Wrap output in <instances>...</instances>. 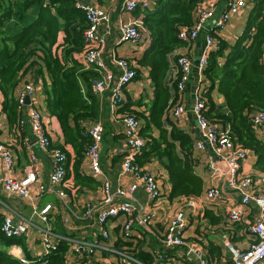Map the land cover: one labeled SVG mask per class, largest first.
<instances>
[{
    "label": "crops",
    "instance_id": "0c3cea01",
    "mask_svg": "<svg viewBox=\"0 0 264 264\" xmlns=\"http://www.w3.org/2000/svg\"><path fill=\"white\" fill-rule=\"evenodd\" d=\"M207 1L216 3L215 17H218L227 3V0H205L206 3ZM82 2L93 4L109 16L107 27L110 34L101 47L108 71L116 75L119 71L114 64V59H125L135 69L136 78L123 90L122 102L117 109H114L111 106L109 91L98 94L93 92L92 79L95 74L92 69L87 70L82 59L85 72L90 73L86 76L90 85H87L88 82L84 78H80L81 90L85 97L87 94L93 97L97 115L96 119L87 122L85 127L87 130L99 123L104 128L100 148L101 174L94 175L84 157L79 168L80 174L92 178L97 185L91 188L85 187L78 195H67L65 203H62L57 196L49 193L50 190L54 189L49 182L51 175L49 151L38 146L30 128L29 113L31 109L36 108L41 114L42 123L51 140V145L61 146L64 144L58 123L54 118L49 117L44 109L42 93L44 82L42 77H35L33 74L24 81L25 83L22 82L18 85L15 98L28 83H32L35 89L33 94L26 98L24 105L18 106L19 118L14 124L9 123L2 111L3 97L0 93V142L9 149L13 160V167L9 172L4 170L0 160V180L7 174L15 180H21L25 175L26 168L30 165V159L34 157L33 167L36 171L37 182L32 188V194H37L40 185H43L48 192L39 198L30 200L6 192L0 184V214L4 218L8 217L16 222L28 224L27 232L22 236L26 246L25 256L18 246L10 247L8 253L18 260L19 258L27 260L29 264H43L41 261L47 254L42 245V238L47 232L50 241L54 244L57 245L59 242L69 244L65 264H118L119 253L128 250V247L124 246L125 242L130 243L129 248H135L137 251L155 254V256L161 253L163 254L162 260L170 264H194V260H188L185 255V248L163 250L160 243L169 220L176 212L184 211L187 224L182 236L187 244L200 248L208 264H231L227 244L239 250H246L254 242L248 223L257 218V207L251 202L245 208L239 221H232L228 218L229 210L235 208L239 202L241 191L227 186L223 173L224 168L216 158L213 147L201 138L191 107L194 102V95L199 92L204 97V93L209 87L204 76V69H199L196 64L203 52L206 37H216L226 42L229 47L232 46L244 30L250 2L245 9L232 13L222 29L212 27L215 18L208 21L198 37L177 52L189 56L194 61V69L184 92L179 96L175 92L177 101H181L185 107V114L179 122L173 118L172 113L168 119L186 133L193 142V155L196 159L194 172L203 180L204 194L197 198L180 197L169 200L171 185L165 168L156 160L144 164L141 169L154 176L160 192V199L152 202L142 189L137 191V201L144 206L145 212L147 214L152 213L153 217L148 228H134L133 235L129 240L122 238L121 231L122 225L128 220V217L110 220L105 226L109 237L104 240L99 238L95 220L85 221L82 214L85 201L98 202L101 199L102 186L105 182L110 183L113 187L120 186L123 188H126L131 182L129 178H123L120 175L123 159L128 153L120 114L124 113L122 110L128 109V112L137 111L143 113L144 116L148 115L146 107L153 101V87L149 69L139 65L138 61L149 46V37L144 31L136 42L122 41L117 28L120 23L142 19L141 13L144 11L138 9L133 14L128 15L122 10L121 0H82ZM153 6L150 7V10L153 9ZM30 12L31 20L37 14V7L32 8ZM169 61L172 65L173 56L169 58ZM43 77L48 84L49 81L44 70ZM171 92L173 93L172 89ZM210 97L214 108L224 113V100L216 89L210 93ZM86 100L89 102L88 99ZM20 121L23 122L22 125L19 124ZM255 131L257 137L264 143V134L260 130L255 129ZM151 136L157 138L158 132L153 130ZM199 142L202 143V148L196 147ZM254 163L255 157L250 152L242 163L240 172L242 175L252 178L251 193L253 195L264 194V175L254 168ZM68 179L65 183L63 181L58 189L62 190L64 185L73 183L72 178ZM209 188H215L220 192L219 200L214 202L205 197V192ZM190 202L194 203L193 208L188 207ZM46 205H50L51 210L47 214V221L44 222L34 214V211H40ZM206 212L217 218V223L206 218ZM76 244H94L96 247L90 254L80 257L73 251ZM136 259L144 262L142 259ZM152 264H155V261Z\"/></svg>",
    "mask_w": 264,
    "mask_h": 264
},
{
    "label": "trees",
    "instance_id": "16d2710c",
    "mask_svg": "<svg viewBox=\"0 0 264 264\" xmlns=\"http://www.w3.org/2000/svg\"><path fill=\"white\" fill-rule=\"evenodd\" d=\"M78 1L82 0H0L2 111L10 124L16 123L19 118L15 98L18 85L33 74L42 77L45 112L58 123L64 142L52 147L60 149L66 156L64 183L68 178L73 180L62 190L71 196L78 195L85 187L97 185L79 171L90 144L85 125L97 115L93 97L89 94L85 97L81 90L80 78L88 82L86 76L90 73L85 72L82 63L88 49L83 41L88 24L83 11L76 7ZM203 2L205 0H155L153 9L141 13L149 46L138 63L149 69L154 97L146 107L147 116L137 111L128 112V109L120 114L121 117L132 116L140 122V134L146 145L134 162L142 168L156 160L165 168L171 185L169 200L197 198L204 194L203 180L194 172L193 142L168 119L178 104L175 92L180 73L175 60L181 54L177 52L187 45L178 34L180 30H190L194 26ZM34 7H37V14L30 20V11ZM263 55L264 0H250L242 34L230 47L220 40L218 50L209 54L204 69L209 87L204 93L206 108L203 115L217 130L228 127L235 146L251 152L255 157L254 168L264 175V143L250 122L254 113H264ZM171 56L174 59L172 65ZM214 89L223 97L224 113L214 108L210 97ZM153 130L158 132L157 138L151 136ZM205 217L211 222L218 221L208 212ZM3 220L0 214V264H21L8 253V249L18 246L25 256L24 239L22 236L6 238L1 231ZM129 245L124 243L127 252L144 260L143 263L155 261V254L137 251ZM68 249V243L59 242L41 263L65 264Z\"/></svg>",
    "mask_w": 264,
    "mask_h": 264
},
{
    "label": "built area",
    "instance_id": "2783aa9c",
    "mask_svg": "<svg viewBox=\"0 0 264 264\" xmlns=\"http://www.w3.org/2000/svg\"><path fill=\"white\" fill-rule=\"evenodd\" d=\"M155 0H121V6L124 13L131 15L138 9L141 11L150 10ZM250 0H227L226 7L221 10L218 17H215L216 3L214 1L203 2L198 8L197 20L190 30H180L178 37L186 44L191 43L198 37V34L205 28L206 23L213 18L215 21L212 25L215 29H222L229 16L232 13L245 9ZM76 7L83 11L87 20V28L83 33V41L87 44L88 49L83 56V62L87 70L92 69L95 76L92 79V89L95 94L104 91L110 92V102L114 109H117L122 102L123 90L136 78L135 69L130 66L125 59H114V64L118 68V73L108 71L105 60L103 59L101 47L104 45L110 31L107 27L109 16L98 7L90 3L78 1ZM117 31L120 39L127 42H136L140 39L141 33L144 32L141 19L132 20L131 22L120 23ZM220 39L207 36L204 42V49L199 56L197 65L199 69H205L208 64L209 54L218 50ZM175 65L179 69L180 77L176 84V94L181 95L188 82L190 81L194 61L187 55H180L175 60ZM32 83H28L19 91L16 101L19 107L23 106L26 98L34 92ZM194 102L191 107L192 114L197 122V127L202 139L213 147V152L219 163L224 168V176L227 186L231 189L241 191V197L238 204L228 212V218L232 221H239L245 208L253 202L258 211L257 218L248 223L249 231L253 235L254 242L246 250H239L232 245L227 244L231 256V264H263L264 262V194L253 195L251 188L253 180L250 176L242 175L240 168L242 163L248 157L249 151L235 146L229 133L228 127L225 130H217L210 126L206 121L203 112L206 108V100L198 92L194 95ZM186 110L182 102L172 110V116L176 121H181ZM30 128L38 146L49 151L51 175L49 182L52 190L49 193L57 196L62 203H65L67 195L58 186L63 182L66 170V156L57 148H53L51 140L47 135L42 123L40 112L35 108L29 113ZM128 153L123 159L120 175L123 178H129L130 184L126 187H113L110 183L105 182L102 186L101 199L98 202L87 200L84 203L82 218L85 221L95 220L99 238L108 239L109 234L105 229L107 223L118 217H128V220L122 225V238L131 239L134 228H148L153 214H147L145 208L136 198V193L142 189L148 196L149 200L156 202L160 199V192L154 176L138 167L134 160L140 155L146 145V140L141 136L140 122L132 116L120 118ZM250 122L254 129L260 130L264 134V113L256 112ZM23 124L22 121L19 122ZM90 138V144L85 150L84 157L89 164V168L94 175L101 174L100 166V148L104 128L97 123L86 130ZM197 148H202V143L196 144ZM0 160L6 172L11 171L13 160L9 149L0 142ZM35 158L30 159V165L26 168L25 175L21 180H15L8 174L0 180L3 189L24 199H36L41 197L47 191L43 185L38 187L36 195L32 194V188L37 182L36 171L33 167ZM48 193V192H47ZM205 197L210 201L220 199V192L215 188H209L205 192ZM188 207L193 208L194 203H188ZM51 210L50 205H46L40 211H34L42 221H47V214ZM187 218L184 211L176 212L169 220L166 231L163 234L160 243L163 250L172 248H185V255L188 260H194V264H208L200 248L192 244H187L182 233L186 228ZM28 224L25 222H16L11 218L5 217L1 226V231L6 238H18L26 234ZM42 245L46 254L55 250L56 244L50 241L46 232L42 238ZM96 245L76 244L73 251L82 257L90 254ZM163 254L155 256V264H170L162 260ZM21 264H29L23 258H19ZM118 264H145L138 261L127 251L119 253Z\"/></svg>",
    "mask_w": 264,
    "mask_h": 264
},
{
    "label": "rangeland",
    "instance_id": "374dc122",
    "mask_svg": "<svg viewBox=\"0 0 264 264\" xmlns=\"http://www.w3.org/2000/svg\"><path fill=\"white\" fill-rule=\"evenodd\" d=\"M241 34H242V33H241ZM241 34H240V35H241ZM240 35H239V36H240ZM239 36H238V37H239Z\"/></svg>",
    "mask_w": 264,
    "mask_h": 264
},
{
    "label": "water",
    "instance_id": "95a60500",
    "mask_svg": "<svg viewBox=\"0 0 264 264\" xmlns=\"http://www.w3.org/2000/svg\"><path fill=\"white\" fill-rule=\"evenodd\" d=\"M27 104H28V102H27Z\"/></svg>",
    "mask_w": 264,
    "mask_h": 264
}]
</instances>
